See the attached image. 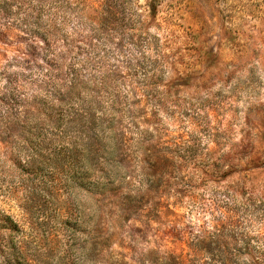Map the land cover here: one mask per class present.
<instances>
[{
  "label": "rangeland",
  "instance_id": "rangeland-1",
  "mask_svg": "<svg viewBox=\"0 0 264 264\" xmlns=\"http://www.w3.org/2000/svg\"><path fill=\"white\" fill-rule=\"evenodd\" d=\"M0 264H264V0H0Z\"/></svg>",
  "mask_w": 264,
  "mask_h": 264
}]
</instances>
